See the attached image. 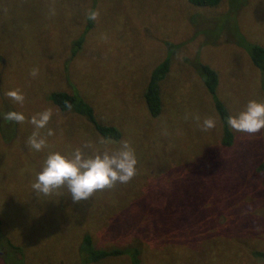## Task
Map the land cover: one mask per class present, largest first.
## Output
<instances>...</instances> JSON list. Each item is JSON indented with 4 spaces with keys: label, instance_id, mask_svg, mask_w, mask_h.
I'll use <instances>...</instances> for the list:
<instances>
[{
    "label": "rangeland",
    "instance_id": "obj_1",
    "mask_svg": "<svg viewBox=\"0 0 264 264\" xmlns=\"http://www.w3.org/2000/svg\"><path fill=\"white\" fill-rule=\"evenodd\" d=\"M91 5L99 17L87 29ZM252 44L264 47V0H223L214 8L187 0H0V230L20 247L11 262L84 264L79 244L87 229L98 248L139 245L142 264H264L251 253H264V183L254 170L264 157V130L229 127L234 145L225 148L221 116L200 73V65L217 72L215 96L230 115L250 100L264 102ZM167 57L162 111L151 117L143 94ZM14 89L23 104L5 96ZM50 90L76 93L121 138L104 139L78 111L55 108ZM49 108L53 115L40 130L47 146L36 151L27 144L35 130L29 121ZM9 111L22 112L25 122L4 120ZM207 117L216 126L203 131ZM125 140L138 161L130 182L80 203L66 187L49 195L32 188L49 153L70 154L86 142L116 150ZM118 204L127 205L130 221L109 212ZM7 249L0 246V264L11 263L2 258Z\"/></svg>",
    "mask_w": 264,
    "mask_h": 264
},
{
    "label": "clouds",
    "instance_id": "obj_2",
    "mask_svg": "<svg viewBox=\"0 0 264 264\" xmlns=\"http://www.w3.org/2000/svg\"><path fill=\"white\" fill-rule=\"evenodd\" d=\"M98 17V11L89 12V19L97 20ZM38 71L37 68H33L30 75L35 77ZM5 96L19 104H23L25 99L19 89L9 90ZM66 106L71 108L70 104ZM52 115V109L49 108L31 117L29 122L35 129L27 141L31 149L41 151L47 146V139L41 135L40 130L47 127ZM3 119L23 123L26 117L22 112L9 111L3 115ZM226 123L238 133L249 135L261 133L264 130V102L250 100L244 110L237 115L228 116ZM215 126L216 121L212 117H207L202 122L203 131L211 130ZM53 134L49 129L47 136ZM89 148L93 149L91 155L83 150ZM137 163L135 151L127 140L122 141L116 150L103 151L86 142L83 148H76L70 154L49 153L32 188L38 195L41 193L49 195L54 190L66 187L72 201L80 203L90 199L97 191L112 189L117 183L130 182L136 175Z\"/></svg>",
    "mask_w": 264,
    "mask_h": 264
},
{
    "label": "trees",
    "instance_id": "obj_3",
    "mask_svg": "<svg viewBox=\"0 0 264 264\" xmlns=\"http://www.w3.org/2000/svg\"><path fill=\"white\" fill-rule=\"evenodd\" d=\"M191 5L196 7H207L214 8L217 7L223 0H187ZM96 6V5H95ZM93 11V5L89 7L87 10L88 15H86L88 19L87 29L92 27V20L89 19V12ZM96 11H99V8L96 6ZM91 26V27H90ZM83 39H79L74 44L77 45L78 49L82 44ZM77 49L72 50L73 54ZM250 51V60L254 68L257 69L258 74L261 76V79L264 81V47L257 44L249 45ZM169 58H165L160 64H158L151 71L149 76V80L147 86L145 88L143 94L144 104L147 108V111L151 117H157L161 114L162 111V93H161V83L165 79L167 73L169 72ZM200 73L203 79V83L207 91L212 95L213 101L215 104V108L219 115L221 116L222 122V135L220 139V143H222L225 148L231 149L234 143L233 133L230 131L229 126L226 123L227 117L230 116L228 109L225 105L217 99L215 96L219 79L217 72L208 65H200ZM264 86V85H263ZM50 93L47 96V99L55 108H58L62 112L78 111L79 114L85 116L93 129L104 139H111L113 141H117L121 138L120 131L111 125H105L102 122L98 121L94 115L93 108L87 103H81L77 101V94L67 93L61 90H50ZM70 104L71 108L66 105ZM263 139V151H264V137ZM261 139V141H262ZM231 151V150H230ZM255 166V165H254ZM254 170L257 172L258 177L264 183V157L263 159L254 167ZM256 174V173H255ZM256 174V175H257ZM162 201V200H161ZM127 205H110V213L114 216H119V218L123 221H130L132 218L129 216H125V208ZM97 220L103 218L101 214L98 215ZM94 216L90 215V219L94 218ZM89 219V220H90ZM106 221V220H105ZM85 221L81 222L78 226V234L81 230V225L84 224ZM90 224V221H89ZM1 226V221H0ZM87 232V229H84L81 235V241L79 244V253L81 255V260L84 264L87 263H98L103 260L109 258H118V260H123V258H127L128 264H142V249L139 245H127L124 247H111L108 249L98 248L93 242L92 236ZM263 238V237H262ZM257 241V238L256 240ZM262 241V240H261ZM7 245L8 249L4 252L2 258L5 261L11 262L12 254L18 253L20 251V247L15 245L8 239L0 230V246ZM252 255L256 258H260V261L264 263V253L262 251L254 250L251 252ZM16 259V258H15ZM15 259L12 262H16ZM19 261V260H17ZM10 264H15V263Z\"/></svg>",
    "mask_w": 264,
    "mask_h": 264
}]
</instances>
